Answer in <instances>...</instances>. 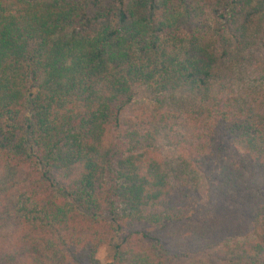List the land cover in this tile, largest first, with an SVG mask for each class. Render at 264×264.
<instances>
[{
  "label": "trees",
  "instance_id": "obj_1",
  "mask_svg": "<svg viewBox=\"0 0 264 264\" xmlns=\"http://www.w3.org/2000/svg\"><path fill=\"white\" fill-rule=\"evenodd\" d=\"M264 264V0H0V264Z\"/></svg>",
  "mask_w": 264,
  "mask_h": 264
},
{
  "label": "rangeland",
  "instance_id": "obj_2",
  "mask_svg": "<svg viewBox=\"0 0 264 264\" xmlns=\"http://www.w3.org/2000/svg\"><path fill=\"white\" fill-rule=\"evenodd\" d=\"M113 250L108 246H101L99 248L97 259L99 264H109L112 261Z\"/></svg>",
  "mask_w": 264,
  "mask_h": 264
}]
</instances>
